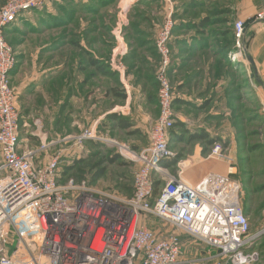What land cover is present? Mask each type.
Wrapping results in <instances>:
<instances>
[{
    "label": "built area",
    "instance_id": "1",
    "mask_svg": "<svg viewBox=\"0 0 264 264\" xmlns=\"http://www.w3.org/2000/svg\"><path fill=\"white\" fill-rule=\"evenodd\" d=\"M49 1H0V152L6 171L0 179V264H254L258 253L244 252L254 237L242 207L240 184L221 174L206 175L192 184L164 167L175 158L170 132L176 119L168 77L172 11L156 35L162 63L157 72L159 117L151 129L150 146L142 151L125 149L127 155L123 154L138 164L131 195L96 189L73 178L62 183L59 157L39 166L32 153L19 152L20 114L10 82L17 58L5 30ZM250 21L264 22V7ZM247 24L240 21L235 26L239 49ZM52 144L45 141L39 152ZM212 156H224L221 145H215ZM156 180L164 183L154 198ZM149 217L205 245L204 255L185 258L182 238L151 229L143 222ZM11 239L17 252H23L20 258L5 251Z\"/></svg>",
    "mask_w": 264,
    "mask_h": 264
},
{
    "label": "crops",
    "instance_id": "2",
    "mask_svg": "<svg viewBox=\"0 0 264 264\" xmlns=\"http://www.w3.org/2000/svg\"><path fill=\"white\" fill-rule=\"evenodd\" d=\"M0 1L3 2V0ZM125 1L132 2V0H119V3L122 2L121 5H123ZM227 2H229L231 12H228L227 22L223 23L224 25H214L211 21L210 26L203 28L201 22L209 15L205 13L194 14V17L191 18L189 14H185L183 9L180 10L181 18L176 22L178 26L171 42L172 64L169 68L168 77L173 88L175 119L183 125H188L186 126L188 129L197 126L196 128L210 133L212 125L210 123H213L221 126L220 129H218L220 126H216L219 133L228 130L231 132V129L239 124V122L234 123L233 118L239 117L240 112L245 113V120L242 121L245 125L249 124L248 120L251 116L258 119L264 115V22L251 23L250 21L255 13L264 7V0H227ZM200 3L201 5L204 4L201 1ZM152 16H156V14H152ZM157 16L158 25H156V21L152 22V17L149 14L143 17L145 21L140 27H133L129 23L130 21L124 23L127 26L124 29L128 32L131 31L132 36L141 37L139 47L144 53L147 52L143 62L149 67V70L158 64L159 59L154 52L153 41L166 14L162 11ZM234 17L236 19L242 18L248 22L241 39V49L249 64L246 71L241 64H235L231 57V55L238 53L233 25L229 22V19L232 21ZM37 19H39V14L25 13L20 17L16 28L22 32L21 34H25L26 30L31 28L30 24ZM218 27L221 29H215ZM124 46L128 52V47L123 43V40L117 41L113 55L114 60H116L117 54L120 55V51L123 52ZM35 53L29 55L33 57L29 61L28 58L25 60L19 58L16 53L17 65L10 75V82L16 96V106L20 114L19 152L21 154L32 153V160L39 166L49 162L50 159L42 157L41 154L43 153L39 152L41 146L39 148L37 146L38 143L42 145L46 139V134L43 132L45 121H49L50 131L58 128L57 124L61 125L60 109L64 101L67 110L65 118L71 127H77L81 131L85 127L98 131L104 127L103 124H105L108 115L120 113L127 117L130 123L127 130H121L124 134L123 138L119 139L120 142L122 141L121 143L127 145L128 148L130 146L132 149H136L135 151H142L150 146L151 129L159 117L156 86L146 83V80H143L144 77L137 79L136 75L133 74L126 76L125 71L121 69L119 72L120 82L124 85L127 100L124 103H117L114 100L111 102V100H107L105 88L100 87L99 84L90 89L85 87L86 83L90 84L89 82H91L89 78L85 79L86 75L75 77L66 74L63 77V75H58V68L62 67V64L60 67L52 64L54 66L51 69L55 72H51L50 69V76L53 77L50 80V93H46L44 88L46 79L43 75L45 69L41 68L43 65H39ZM249 57L253 63L248 60ZM243 72L247 73L244 87L239 83L240 77L238 75L243 74ZM150 76L149 78H151ZM100 78L101 76H98L97 81ZM92 80L96 79L92 78ZM252 82L255 86L251 90L249 85ZM59 83H65V93L63 94L62 90L60 97L55 98L54 94L61 89ZM76 84H82L81 92L78 90L74 92L77 89ZM102 85L104 84L102 83ZM151 87L154 89L152 90ZM249 99H252L253 103L249 102L255 107L254 112L243 106V102ZM200 112H202V117L210 118L200 117L198 114ZM59 116L60 119H58ZM238 130L244 131L243 128ZM258 132L260 137L264 138V125L258 127ZM178 134L180 141L183 133L178 131ZM138 135H141V139L145 138V142H141ZM233 162L232 164H234ZM2 167L3 159L0 152V178L6 174ZM198 169L193 171L191 169L186 176L192 184L198 183L209 174L226 173V166L216 161L209 162ZM235 169L236 166L231 168V170ZM168 172L170 173V168H168ZM170 175L172 174L170 173ZM246 215L249 218L253 216L252 213ZM150 220L160 221L149 217L147 220L143 219V222L149 224ZM255 225L261 227L262 230L260 229V231L264 232V210ZM158 230L163 231L164 228L156 231ZM260 231H257L256 235H251L255 241L244 249L246 254L257 253L254 246L258 242L256 237L260 235ZM262 239L264 240V237ZM196 252V256H201L203 253L200 251L199 253L198 250ZM254 264H264V258L258 255Z\"/></svg>",
    "mask_w": 264,
    "mask_h": 264
},
{
    "label": "rangeland",
    "instance_id": "3",
    "mask_svg": "<svg viewBox=\"0 0 264 264\" xmlns=\"http://www.w3.org/2000/svg\"><path fill=\"white\" fill-rule=\"evenodd\" d=\"M134 1L136 2L134 3ZM193 1L196 4L200 1L204 4L199 7L196 5L195 7L190 5L192 0H132V2L125 1L123 5H121V2L114 7L99 9V13L96 15L90 14L83 16L81 13L79 14L78 10V14L69 12V15H73L70 21L68 19L69 15L67 16L65 12L57 13V11L53 10L52 3L50 6L48 4L49 8L47 9V13H50L46 14L49 15L48 18L43 19L46 28H39L41 20L37 19L30 24L31 28L26 30L25 34H21L22 32L15 28L14 30L12 29V32L7 34L6 39L7 42L14 47L17 56L23 60H25V58H28V61L31 60L33 57L29 55L36 52L35 56L37 57L39 65H43L41 68L43 70L45 69L43 75H45L46 79V85L44 87L46 93H50V80L53 76H50L51 73L49 72L51 67L54 66L52 64L59 65L58 67L62 64V67L58 68V75H63V77H65L66 74L70 76L75 74L73 72L75 68L72 69L73 66H71L70 63L73 58L76 60L79 58L87 60V57L84 56L81 51L74 48L73 44L77 41V33L83 29H90V31H92L91 35H93V37H98V41H100V43L97 42V44L93 46L90 45L91 43H88V41L84 42L86 46L88 43L91 49L94 48L98 50L103 41H107L112 45L114 41L116 44L118 40H123V43L127 45L128 52L124 46L123 52L120 51V55L117 54L116 60H114V57L112 58L111 69L113 71L116 70L120 72V70L123 69V71L127 70L129 75H137L140 73L142 77H147V79L150 75L151 78L154 76L157 79V66L155 65L153 69L149 70V67L143 62L147 52L144 53L139 47V40L141 37L132 36L130 34L131 31L128 32L124 29L127 27L124 23L130 21L129 23H131L133 27H140L141 24L144 23L143 17L149 14V16L152 17V22L156 21V25H158L159 19L157 15L162 11L165 12L166 16L172 11L173 17L177 15L176 20H179L181 18L180 10L183 7V10H185V6L187 7L185 14H189L191 18L194 17V14L199 15L205 13L209 15L208 17L213 21L212 23L214 25L221 26L223 23L225 24L227 22L226 17L228 16V12H231L227 0ZM61 13L63 14L60 16V19H65V21L53 19L56 15H60ZM136 14L138 15L134 19ZM152 14H156V16H152ZM240 21L246 20L242 18L236 19L235 17L232 21L229 19V22L233 25L232 28L235 41L238 40L235 26ZM161 26L162 23L160 24V27ZM215 29H221V27ZM89 39H91V37H89ZM38 50L40 51L37 52ZM114 50L115 48H113L112 51L113 55ZM237 50V54L233 53L236 57L231 55L233 62L235 64H241L246 71V69L248 70L247 67H249V64L245 53L242 49L237 48ZM37 68L39 69V66ZM47 69L49 70L47 71ZM52 71L55 72V70L51 69V72ZM79 75H86V80L89 78L87 72L79 73ZM238 75L240 77L239 83L244 87L246 85L245 78H247V73L243 72V74ZM151 78H149L150 84H152ZM95 79L96 80H90L89 78L91 82H89L90 84L86 83L85 87L90 89L99 84L100 87H104L105 90H107L110 86L115 84V78L113 77H101L98 81L97 78ZM241 79L244 80L242 81ZM102 83L104 85H102ZM250 84L249 87H251L250 89L252 90V87L255 85L253 82ZM59 85L61 89L54 94L55 98L57 96L60 97L62 90L63 94L65 93V83H59ZM76 88L74 92L76 90L79 92L82 91L81 84H76ZM151 89L153 90L154 88L151 87ZM156 89L157 92H159V85L158 87L156 85ZM249 101L253 103L252 99H249L243 102V106L248 107L249 111L254 112L255 107H253ZM60 111L62 122L61 125L57 124L58 128L50 131L49 121L47 120L44 122L43 132L46 134L45 141L53 144L46 152H42V157H47L48 159L59 157L61 160V172L65 170V167H70L71 171L69 175L73 179L84 180L96 189L117 191L122 195H129L131 193L133 175L138 168V164L129 162L123 156V154L127 155V150L125 149L132 150L130 146L129 148L126 147L127 145H123L124 143H121L122 141L120 142L119 140L123 138L124 133L120 130H115L114 133L110 131V133L105 135L112 136L113 138H107L106 136H102L104 135V131L100 133L97 129L95 131L94 129L87 128V130L85 127L81 131V129L77 127H71L66 121L67 118L65 117L67 110L65 101ZM201 113L202 112L198 113L200 117H202ZM238 116L239 117L233 118V122H239V124L235 125L231 129V132L228 130L227 132L221 131L219 133L216 126L220 125H214L213 123H210V125L212 124L210 133L196 128L197 126L192 128L189 127V129L186 128L188 125H184L183 127L180 126L181 128L178 129V131L183 133L180 137V141L173 140V142H171V149L175 154V158L172 161H175V163L170 168V173L191 183V180H188L186 177L191 169L193 171L194 169L202 168L205 164L214 161L223 163L226 166V173L221 175L229 176V178L236 180L240 184L243 210L245 214H253L252 218L248 217L250 222V235H256L261 227L255 225V222H257L259 216L261 217L262 211L264 210V138H261L258 132V127L264 125V115L260 116L258 119L256 117L252 118L251 116L248 120L249 124L247 125L242 122L245 120V113L240 112ZM202 118L209 119L210 117L203 116ZM58 119H60V116ZM54 127L56 126L54 125ZM213 127L215 130H213ZM220 128L221 126L218 129ZM240 128H243L244 131L238 130ZM88 133L93 134L91 138H86L88 137ZM203 134L207 135L206 139L193 137H198ZM138 137L141 142H145V138L141 139V135H138ZM217 144L222 147V153L224 155L222 158H215L212 156V151ZM40 146L41 144L39 145L38 143L37 147L39 148ZM117 156L119 157L118 159ZM110 159H114V162H110ZM232 162L234 164H232ZM233 166H236L235 170H231ZM102 170L103 172L99 176H96ZM230 171L233 173L229 174ZM163 183H161V187ZM148 226L155 231L164 228L163 231H166L165 233L175 232L178 234L182 238L186 248L185 258L189 259L196 257L197 250L203 253L205 251V245L195 243L191 237L170 229L162 221L150 220ZM262 232L260 231V235L256 237L258 242L254 246V249H256V252L261 258H264V240L262 239L264 237V232ZM4 248L9 256L13 255L17 258L23 256V252H17V243L14 239H11L10 244ZM203 253L201 254L204 255Z\"/></svg>",
    "mask_w": 264,
    "mask_h": 264
},
{
    "label": "trees",
    "instance_id": "4",
    "mask_svg": "<svg viewBox=\"0 0 264 264\" xmlns=\"http://www.w3.org/2000/svg\"><path fill=\"white\" fill-rule=\"evenodd\" d=\"M52 3H53V10L57 11V13H59V12L64 13L65 12V14H67V16H68L70 14L69 12L77 13V10H78L79 14L81 13L83 16H87L90 14L96 15L97 13H99V9L101 10L102 8H108V7H112V6L114 7L116 4L119 3V0H86V2H84V0H51L45 5V7L43 9L31 11L35 14L36 13L39 14V19L41 20L39 28H46V24L43 22V19L48 18L49 15H46V14H50V13H47L48 12L47 9L49 8V6ZM48 4H49V6H48ZM190 5H193L195 7H196V5L198 7L202 6L200 2L196 4L193 0H192V3H190ZM184 6H185V4H184ZM182 9H184V7ZM186 10H187V7L185 6L184 12H186ZM63 13H61L60 15L59 14L56 15V17H54L53 19H56L57 21H60V20L65 21V19H60L61 18L60 16ZM44 15H46V16H44ZM72 16L73 15H69V17H68L69 21H70ZM176 19H177V15L174 16L175 26H174L172 35H174L175 30L178 26L176 23L177 22ZM19 20H20V18H18V20L15 23L11 24L5 30V37L6 38H7V34L9 32H12V29L14 30L16 28V25H17ZM143 20L145 21V19H143ZM164 21H165V19L162 22V26L164 24ZM210 23H211V19L209 17H207L206 19H204L201 22V27L206 28V27L210 26ZM162 26L160 27V29L162 28ZM106 27H107V24H106ZM160 29L158 30V32L160 31ZM91 32L92 31H90V29L81 30L79 33H77V41H75V43H73L74 48L81 51V53L87 57V60H82L81 58L76 60L73 58L72 62L70 61L71 66H73L72 69L75 68V70L73 71L75 73L74 76L77 77L79 75V73L87 72V75L90 78V80H92V78H97L98 76H101V77L104 76L105 78H112V77L115 78V84L110 86L106 90L107 100H111V102L114 100L117 103H124L127 100V94H126L124 85L121 84V82H120V79H119L120 73H119V71H116V70L113 71L111 69V65H112L111 63H112V58H113V54H112L113 52L112 51H113V48H115L112 46H116L115 41H114V44H112V45H110V43L107 41H103V42H101V44H100L101 46L99 47V49L98 50L95 49L93 51L92 49H90V47L88 48V43H91L90 45H96L97 42L100 43V41H98V37H93V35H91ZM157 33H156V35H157ZM156 35H155L154 41H153V49H154V52L156 53V55L158 56V59H159L158 64L156 65L157 66V72H158V70L161 66V63H162V59H161V55L159 54L157 47H156ZM89 37H91V39H89ZM86 41H88L87 46H84V42H86ZM171 42H172V40H171ZM170 48H171V43H170ZM124 63H126V62H124ZM125 74H126V76L129 75L127 70L125 71ZM136 77H137V79H140L142 77V75L139 73L136 75ZM151 79H152V86L155 87L157 85V87H158L156 77L153 76ZM143 80H146V82L149 83V78L147 79V77H144ZM145 86H147V84ZM156 99H157V104L159 107L158 92H157ZM110 104H113V103H110ZM103 126L104 127L101 128V130L99 129L98 131L100 133L102 131H104V135L105 134L107 135V133H110V131L111 132L113 131V133H114L115 130H120V131L121 130L122 131L127 130L130 127V123H129V120L127 119V117H125L124 115H122L120 113H114V114H110L106 117V121H105V124H103ZM180 126L183 127L184 125L181 124L180 122L176 121L175 126L172 128V130L170 132V135H171L170 146H171V142H173V140H178V138H179L178 129L181 128ZM107 137L113 138L112 136H107ZM193 137L198 138V139H203V138L206 139L207 135L203 134V135L198 136V137H196V136H193ZM91 142H93V141H91ZM94 143H96V142H94ZM210 143H211V141H210ZM132 150L135 151L136 149H132ZM118 158L119 157L117 156V159ZM110 162L113 163L114 159H110ZM174 163H175V161H170L168 163H165L164 167L165 168H171L172 165H174ZM70 171H71L70 167H67V168L65 167V170L62 172L60 169V173H61L60 174L61 175L60 181L62 183L66 182L69 179H72V177H70V175H69ZM102 172H103V170L100 171L96 176H99ZM76 181L81 182L84 180L77 179ZM161 183L162 182L160 180L155 181L154 198H156L160 192ZM132 184H133V182H132ZM131 190H132V187H131ZM131 194H132V191L129 195H131Z\"/></svg>",
    "mask_w": 264,
    "mask_h": 264
},
{
    "label": "water",
    "instance_id": "5",
    "mask_svg": "<svg viewBox=\"0 0 264 264\" xmlns=\"http://www.w3.org/2000/svg\"><path fill=\"white\" fill-rule=\"evenodd\" d=\"M248 60H249L251 63H253V60L251 59V57H249ZM256 256H257V255H256Z\"/></svg>",
    "mask_w": 264,
    "mask_h": 264
},
{
    "label": "bare ground",
    "instance_id": "6",
    "mask_svg": "<svg viewBox=\"0 0 264 264\" xmlns=\"http://www.w3.org/2000/svg\"><path fill=\"white\" fill-rule=\"evenodd\" d=\"M49 161V160H48ZM206 249V248H205Z\"/></svg>",
    "mask_w": 264,
    "mask_h": 264
}]
</instances>
